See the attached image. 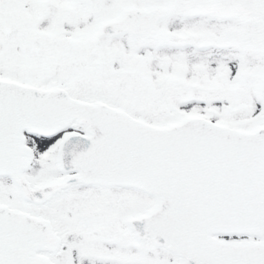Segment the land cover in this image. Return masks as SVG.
Segmentation results:
<instances>
[{"label": "snow or ice", "instance_id": "6c2138e0", "mask_svg": "<svg viewBox=\"0 0 264 264\" xmlns=\"http://www.w3.org/2000/svg\"><path fill=\"white\" fill-rule=\"evenodd\" d=\"M0 264H264V0H0Z\"/></svg>", "mask_w": 264, "mask_h": 264}]
</instances>
